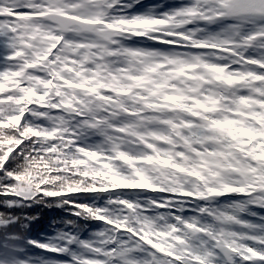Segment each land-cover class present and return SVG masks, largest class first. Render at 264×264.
Returning a JSON list of instances; mask_svg holds the SVG:
<instances>
[{
	"label": "snow or ice",
	"instance_id": "6c2138e0",
	"mask_svg": "<svg viewBox=\"0 0 264 264\" xmlns=\"http://www.w3.org/2000/svg\"><path fill=\"white\" fill-rule=\"evenodd\" d=\"M0 264H264V0H0Z\"/></svg>",
	"mask_w": 264,
	"mask_h": 264
},
{
	"label": "trees",
	"instance_id": "16d2710c",
	"mask_svg": "<svg viewBox=\"0 0 264 264\" xmlns=\"http://www.w3.org/2000/svg\"><path fill=\"white\" fill-rule=\"evenodd\" d=\"M30 215L38 216V220L32 225V235L38 238H43L52 232L50 223L53 219H59L64 215V212L56 208H47L44 206H37L31 209ZM37 254L39 250H37ZM51 255V254H50Z\"/></svg>",
	"mask_w": 264,
	"mask_h": 264
},
{
	"label": "rangeland",
	"instance_id": "374dc122",
	"mask_svg": "<svg viewBox=\"0 0 264 264\" xmlns=\"http://www.w3.org/2000/svg\"><path fill=\"white\" fill-rule=\"evenodd\" d=\"M155 3H157L158 1H154ZM171 3H172V0H171Z\"/></svg>",
	"mask_w": 264,
	"mask_h": 264
}]
</instances>
